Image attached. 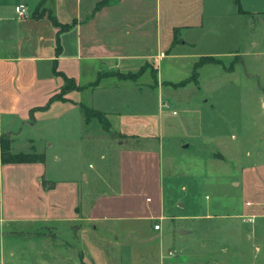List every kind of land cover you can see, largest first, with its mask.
Listing matches in <instances>:
<instances>
[{
  "label": "crops",
  "instance_id": "obj_1",
  "mask_svg": "<svg viewBox=\"0 0 264 264\" xmlns=\"http://www.w3.org/2000/svg\"><path fill=\"white\" fill-rule=\"evenodd\" d=\"M19 4L26 16L17 14ZM43 9L75 24L61 29L34 15ZM185 56L193 66L204 57H239L228 72L242 65L264 79V0H0V136L11 138L14 152L46 155L3 162L0 153V249L4 235L15 256L18 234L28 264H264V160L229 166L226 188L214 198L201 192L205 176L186 167L167 196L161 147L116 142L101 123L103 132L93 131L95 115L84 112V105L101 110L127 139H155L120 127L119 119L142 121L141 109L131 108L137 101L122 93L155 91L159 105L160 62ZM142 68L138 78L103 74ZM149 69L154 76L143 80ZM68 77L77 86L52 99ZM101 133L116 159L114 180L104 163L70 157L74 147L93 148ZM213 137L218 159L234 161L238 134Z\"/></svg>",
  "mask_w": 264,
  "mask_h": 264
},
{
  "label": "rangeland",
  "instance_id": "obj_2",
  "mask_svg": "<svg viewBox=\"0 0 264 264\" xmlns=\"http://www.w3.org/2000/svg\"><path fill=\"white\" fill-rule=\"evenodd\" d=\"M246 61L248 65L251 62L255 63L253 60ZM193 62L194 58L186 56L160 62L162 63L160 76L163 79H159V105L155 100V91H152L151 94V91L145 92L144 90L141 96H134L128 90L122 93V99L137 101V104L131 108L141 109L142 121L119 119L120 127L127 131L138 130L141 133H157L155 139H144L140 135H134L133 138L127 139L128 134L112 131L102 118L99 122L96 116L93 117L91 129L96 132H103L102 124L104 129L112 133L111 135L116 142L125 139L132 144L136 142L142 146L150 144L160 146L163 153L162 174L167 196L172 193L171 184L179 183L186 177L187 167L193 169L195 174L205 176L207 186L202 187L201 192L203 194L208 192L209 197L214 198L219 195L222 186L226 188L225 179L231 175V171L228 170L229 166L236 170L234 166L236 168L238 165L240 169L248 162L264 160V102L262 101L264 79L263 76L246 74L242 65H239L235 72H228V69L235 63H240L241 59L239 57L224 58L222 64L211 61L203 64V67L199 65L195 80L198 83L192 81L186 86L177 87L173 80L180 81L191 76L194 69ZM139 67L140 65H135L131 68L138 69ZM117 72L104 71L103 74L108 76L117 74ZM152 75V71L149 69L143 73L142 79L152 78ZM161 99L171 103L170 106L161 105ZM205 99L209 100L206 104ZM173 109H176V113H173ZM217 131L228 134L230 138L232 132L238 134L237 140L240 145L236 147L233 154H229V156H234V161L227 163L226 160L218 159L222 158V154L217 151V139L213 137ZM101 134H95L94 142L96 144L93 148L89 147L91 150L94 149V152H90V149L86 148L85 153H82L80 152L81 147H74L73 151L77 153L72 152L70 157L73 162H80L81 160L84 163L87 159L85 162L87 165L90 161L93 162V165L104 163L106 167L110 168L107 171L110 173L111 179L114 180L116 177V159L114 160L112 156L108 155L107 136ZM187 136L193 140L190 147L184 145L188 139ZM247 149L253 151V154L247 155L245 153ZM102 152H105V156L107 155L104 160L101 157ZM214 161H216L217 166H213ZM224 169L225 171H222ZM6 228L9 227L6 226ZM37 229L52 231V229H46L44 225L38 226ZM15 236V243L18 247L16 248V255L12 256L8 253V245L6 244L8 240L2 235V245L6 250L0 249V264H3L4 259L6 260L4 264H28L25 261L27 260L25 251L21 247L23 237L18 234Z\"/></svg>",
  "mask_w": 264,
  "mask_h": 264
},
{
  "label": "trees",
  "instance_id": "obj_3",
  "mask_svg": "<svg viewBox=\"0 0 264 264\" xmlns=\"http://www.w3.org/2000/svg\"><path fill=\"white\" fill-rule=\"evenodd\" d=\"M236 1L239 3V0H236ZM38 11H36V13H34V15L36 17H41L43 15H46L55 25L59 26L61 29L68 28V27L75 24V22H73L72 24H61L58 21V19L56 18V16H54L51 11L46 10V9H43L42 12H40V13ZM211 61L214 63L222 64V60H220V59H216L214 57H204L195 63L191 76L187 77L186 79L174 82V84L177 86H183V85H186L190 81H195L196 77L198 75V71H197L198 66L203 65V64L208 63V62H211ZM231 68H233V65H232V67H230V69ZM143 70L144 69L142 68L138 72H131V73H124V72L118 73L119 72L118 71L117 74H118V76H120L122 78H133V77L135 78V77L139 76L143 72ZM57 72H60V71H57ZM101 76L102 75H100V77ZM67 80H68L67 85L62 88V91L60 93L54 94L52 96V99L63 96V93H65V91H67L69 88L77 86V84L75 83V81L72 78L68 77ZM99 80L100 79L98 78L94 82H92L91 84H97L99 82ZM84 112L88 116H90V115L99 116L100 118H102L105 121V123L109 124L108 118L99 109H95V108H92L90 106L84 105ZM0 153H1V157H2L3 162L44 161L46 158V155L44 152H37L35 150L19 151V152L12 151V149H11V138L6 134H2L1 138H0ZM82 264H88V263H86L85 261H82Z\"/></svg>",
  "mask_w": 264,
  "mask_h": 264
},
{
  "label": "built area",
  "instance_id": "obj_4",
  "mask_svg": "<svg viewBox=\"0 0 264 264\" xmlns=\"http://www.w3.org/2000/svg\"><path fill=\"white\" fill-rule=\"evenodd\" d=\"M15 9H16L17 14H18L20 17H23V16H26V15H27V8L25 7L24 4H19V5H17ZM165 106H168V107H169V104H168V103H165ZM174 112H176V111H174ZM160 225H161L160 223H156V224H155V227H156V228H159Z\"/></svg>",
  "mask_w": 264,
  "mask_h": 264
}]
</instances>
